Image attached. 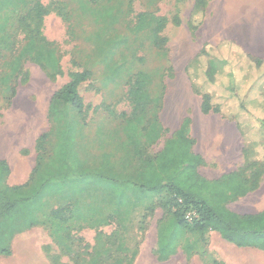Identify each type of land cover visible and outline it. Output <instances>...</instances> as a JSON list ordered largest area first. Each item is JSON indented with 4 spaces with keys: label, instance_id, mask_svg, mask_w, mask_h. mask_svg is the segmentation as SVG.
Returning a JSON list of instances; mask_svg holds the SVG:
<instances>
[{
    "label": "rangeland",
    "instance_id": "rangeland-1",
    "mask_svg": "<svg viewBox=\"0 0 264 264\" xmlns=\"http://www.w3.org/2000/svg\"><path fill=\"white\" fill-rule=\"evenodd\" d=\"M40 1L48 15L38 30L57 51L55 74L25 54L36 28L33 5L0 10V264H264V250L239 248L214 231L186 230L175 231L176 255L161 261L158 238L166 242L175 227L172 198L166 190L140 189L148 160L188 118L194 152L206 153L204 175L241 172L249 182L258 179L256 190L228 207L264 209V166L248 155V145L256 144L264 161V142L258 127L243 136L234 119L242 103L264 98V66L257 69L245 57L264 59V0H205L200 16L197 0ZM142 14L144 31L137 28ZM207 45L232 66L234 93L202 73L191 76L188 67ZM72 72L90 73L79 86L83 115L69 104H52ZM140 72L152 79L153 115L135 123L127 120L134 112L129 93ZM204 93L229 99L220 113L204 114ZM156 112L158 135L151 130ZM56 210L71 217L63 243L53 235Z\"/></svg>",
    "mask_w": 264,
    "mask_h": 264
},
{
    "label": "trees",
    "instance_id": "trees-1",
    "mask_svg": "<svg viewBox=\"0 0 264 264\" xmlns=\"http://www.w3.org/2000/svg\"><path fill=\"white\" fill-rule=\"evenodd\" d=\"M101 1V0H96ZM33 5V19L36 22L34 32L28 36L27 51L35 61L41 63L50 73L60 72V62L57 51L52 43L45 39L41 34L39 25L48 15V11L40 0H0V10ZM205 10V0H197V11L195 16H200ZM146 15L140 16V22L137 26L138 30L144 31ZM165 19H161L158 25V31L165 28ZM231 45L235 48V44ZM212 46H205L199 55L190 64L189 72L191 76L201 78V73L207 81L214 86L221 87L229 93H234L235 84L228 80L232 78V66L219 59V55L215 56ZM241 50V49H240ZM245 57L257 68L264 66V59L253 57L246 53ZM90 77L89 72H72L69 75V81L63 85L52 97V104H69L78 114L83 115L85 105L79 92V86L86 82ZM152 79L150 75L144 72L138 73L132 80V86L129 98L132 102L134 112L131 118L135 123L139 120L140 115L144 113L152 114L150 108L153 97L150 94L149 87ZM246 84L238 87L242 88ZM11 90L8 89L7 92ZM229 99V98H228ZM228 99L213 98L210 93L203 94L202 112L208 114L210 112L220 113V108ZM235 103L239 101L237 98L233 100ZM242 103V102H241ZM153 115V114H152ZM126 116V115H125ZM156 121L151 126V130L160 133L157 112L154 113ZM239 130L243 136H246L252 129L259 128V139L264 142V98H253L245 104L242 103L240 110L234 115ZM190 119H185L182 126L175 132L174 138L169 140L165 148L152 160L147 162V170L141 178L140 189L145 192H159L166 190L171 196L174 212V230L168 234L169 238L166 242L164 239L158 238V258L166 261L176 254V250L171 249L174 243L175 231L186 230L205 235L208 231H214L221 237L239 248H258L264 250V211L258 214L239 215L231 211L227 205L241 197H245L249 193L257 189V177L249 182L244 178L243 174L232 172L223 176L218 180H209L199 173L205 161L203 157L193 150L195 144L194 139L188 137V128ZM48 138V134H44L40 138L39 148ZM256 144L248 145L249 158L254 159L261 167L264 161L259 162L256 157ZM252 151V152H250ZM255 152V153H254ZM252 161L249 162V164ZM38 167L33 171L36 173ZM154 177V179H152ZM216 191L221 194L217 199L212 196ZM192 214V219L188 220V214ZM54 226H56L57 241L63 243L61 232L66 229V225L71 217L66 211L56 210L53 212ZM188 253L195 249H187ZM202 252V251H201ZM136 253V252H135ZM204 253V252H202ZM136 255V254H135Z\"/></svg>",
    "mask_w": 264,
    "mask_h": 264
},
{
    "label": "crops",
    "instance_id": "crops-1",
    "mask_svg": "<svg viewBox=\"0 0 264 264\" xmlns=\"http://www.w3.org/2000/svg\"><path fill=\"white\" fill-rule=\"evenodd\" d=\"M260 9H261V7H259ZM262 8L264 9V5L262 6ZM175 118H176V114H175V111L172 109V110H170L169 112H168V119L171 121V122H173V121H175ZM199 123H200V120L198 121ZM188 130L190 131V133H191V136H192V134H194V128H192V120H191V124H190V126H189V128H188ZM193 137V136H192ZM234 139V138H233ZM220 140H221V142H223V138H222V136L220 137ZM226 145H227V150H229L232 146H233V144H232V142L231 141H229V142H226ZM197 153V152H196ZM197 154H199V155H201L202 157H203V159H204V161H205V163L207 162V158H206V153L205 152H202V151H199ZM228 155H232V152L230 153H228ZM202 168L203 167H201V168H199V173L202 175V176H205V178H207V179H211V180H216V179H219V178H221V177H223V176H225V175H227V174H230L231 172H229V173H225L224 175H222V176H219V177H217V176H208V175H204V173L202 172ZM250 194V193H249ZM248 194V195H249ZM248 195H246V196H248ZM245 196V197H246ZM245 197H241V198H239V199H242V198H245ZM230 204V203H229ZM227 207H228V205H227ZM229 208V207H228ZM230 209V208H229ZM231 210V209H230ZM232 211V210H231ZM264 211V209L263 210H261V211H259V212H249V211H244V212H239V211H237V210H234L233 212H235V213H237V214H239V215H251V214H258V213H260V212H263ZM215 233H217V232H215ZM220 237H221V235L219 234V233H217ZM222 238V237H221ZM223 239V238H222ZM224 240V239H223ZM227 242V241H226ZM229 243V242H228ZM144 247V246H143ZM176 255V254H175ZM175 255H173V256H171V258L172 257H174Z\"/></svg>",
    "mask_w": 264,
    "mask_h": 264
},
{
    "label": "built area",
    "instance_id": "built-area-1",
    "mask_svg": "<svg viewBox=\"0 0 264 264\" xmlns=\"http://www.w3.org/2000/svg\"><path fill=\"white\" fill-rule=\"evenodd\" d=\"M187 219L188 220H191L192 219V214L191 213L188 214Z\"/></svg>",
    "mask_w": 264,
    "mask_h": 264
}]
</instances>
